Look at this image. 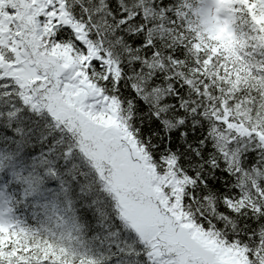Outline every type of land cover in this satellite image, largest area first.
I'll use <instances>...</instances> for the list:
<instances>
[{"label":"snow or ice","instance_id":"6c2138e0","mask_svg":"<svg viewBox=\"0 0 264 264\" xmlns=\"http://www.w3.org/2000/svg\"><path fill=\"white\" fill-rule=\"evenodd\" d=\"M213 6L0 0V264H264V115L241 127L226 114L235 98L221 101L229 85L205 75L190 26ZM110 116L115 128L96 127ZM86 129L109 139L106 159Z\"/></svg>","mask_w":264,"mask_h":264},{"label":"trees","instance_id":"16d2710c","mask_svg":"<svg viewBox=\"0 0 264 264\" xmlns=\"http://www.w3.org/2000/svg\"><path fill=\"white\" fill-rule=\"evenodd\" d=\"M195 3H199V0H193ZM243 4L247 8L251 20H248L243 16V10L234 8L233 5ZM229 8L226 9L229 16L231 17V25L235 28L234 35L239 33L241 35V41L235 39L234 37L230 39L227 33H218L209 29L205 24V21H196V18L192 19L196 21L193 25L190 26L192 31L195 32L193 49L195 53H205L208 55V59L204 61L205 75L210 79L215 76L217 79L213 83L223 82L229 87L225 90L226 97H221L222 104L226 103L227 100L235 98V103L233 104L230 111H227V115L235 116L237 121L247 123L254 121L256 115H254V109L258 111L259 114L264 115V78L253 77L252 69H261L264 68V63H261L259 59L251 55L249 49L252 51H259L264 49V30L260 32H249V28L252 24H255L257 27L264 26V6L259 8V15H256L253 12L252 7H250L246 0H230ZM240 13V15H237ZM111 27L102 29V36L107 42V36L105 33H111ZM191 35V32L189 33ZM238 49V53L234 54L233 51ZM213 57H219L217 65L213 66L212 60ZM214 70H211L213 69ZM223 72V75H221ZM257 88L261 90V95L259 98L252 96L248 93V90L251 89L255 91ZM116 107H113V111H116ZM139 118V117H138ZM113 120L116 122L115 118L110 116L107 120L101 117L98 121H94L96 125L101 126L102 129H107V126ZM117 125H115L116 127ZM114 127V128H115ZM85 133L89 140L92 142L91 134ZM108 139V138H107ZM108 144H104L100 149L92 148L95 151V154L100 160H104L107 157V154L111 151L108 147ZM119 158V164L121 169H127L126 155L119 157V154H114V158ZM124 186V185H122ZM21 220H26V227H31L34 229H41L40 236L49 238L57 246H66L69 250L75 248L79 253H84L85 248L80 247L76 243L77 234H73L71 238L61 239L57 236H49L47 232L44 231L45 228L57 230V222L52 221H43L41 218L33 217L30 213L24 212L22 209H18L16 213ZM58 231V230H57ZM85 241L90 240V234L82 237ZM94 251H88V255H94Z\"/></svg>","mask_w":264,"mask_h":264},{"label":"rangeland","instance_id":"374dc122","mask_svg":"<svg viewBox=\"0 0 264 264\" xmlns=\"http://www.w3.org/2000/svg\"><path fill=\"white\" fill-rule=\"evenodd\" d=\"M223 2L224 0H215V6L212 7L211 19H209V22L211 24H214V25L217 24L220 28H224L227 22V17L220 16V13L223 12V9H224L223 7H221L220 4H222ZM115 125H117V122L110 120L107 126V129L114 128ZM96 127L101 128L100 124L96 125ZM89 131L90 130L86 129L87 133H90ZM91 138H92L93 147L97 150L100 149L104 144H107L110 142L109 139L107 138H105L102 142H100V138L96 136L94 132L91 134Z\"/></svg>","mask_w":264,"mask_h":264}]
</instances>
